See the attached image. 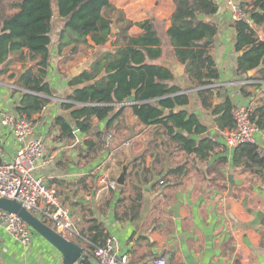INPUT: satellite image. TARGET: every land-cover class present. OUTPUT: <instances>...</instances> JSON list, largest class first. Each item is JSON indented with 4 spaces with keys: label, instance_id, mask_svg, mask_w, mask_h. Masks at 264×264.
<instances>
[{
    "label": "crops",
    "instance_id": "1",
    "mask_svg": "<svg viewBox=\"0 0 264 264\" xmlns=\"http://www.w3.org/2000/svg\"><path fill=\"white\" fill-rule=\"evenodd\" d=\"M217 0L219 11L205 19L214 23L217 34L214 38L212 56L220 69V79L216 87L224 88L235 107L247 106L255 109L264 101V81L246 80L236 74L239 53L235 51V21L229 2ZM235 1V0H234ZM112 8L104 14L113 21L116 36L108 44L114 49L118 35L127 32L131 37H139L143 31L138 24L155 19L164 33L163 54L156 61L148 63L170 69L174 75L172 85L181 87L189 94L190 104L186 110L196 114L207 127L202 138H210L221 144L207 161L176 152L168 161L161 176L155 175L149 183L142 184V209L137 219L119 220L126 206L121 200L120 188L100 194L98 177L108 175L116 180L121 171V162L133 161L146 149L150 133L162 132L154 127L139 126L137 117L128 109L124 123V143L117 148H106L97 152L92 159L82 158L94 133L107 130V122L93 119L92 129L76 132L73 141L57 140L58 130L54 120L64 115L61 103L66 101L75 88L70 80L79 76V70L90 69L100 48L80 50L70 55L65 50L58 53L59 23L54 14V32L50 46L52 60L48 69L47 82L53 97L45 96L50 102L37 117L35 133L46 141V164H41L36 175L52 187L57 188L63 204L72 213L78 231L87 227L89 219L104 225L105 231L114 240L121 254L129 256V264H152L159 257H168V264H264V218L257 223L251 212L264 209V170L262 174L244 173L234 164V151L226 145L228 130L220 131L215 123L213 110H204L197 91L190 81L186 67L178 61L174 48L166 35L171 27L176 10L174 0H110ZM56 10V8H54ZM132 25L129 27V25ZM258 36L264 41V26L256 27ZM31 63L19 61L14 55L6 75L0 74V119L5 113L16 111L23 89L18 85L20 73L32 67ZM3 69V68H2ZM1 69V70H2ZM257 70L249 72V77H258ZM15 78L10 79L9 75ZM249 83L246 84V82ZM259 84L260 86H257ZM242 88L248 93L244 95ZM223 92V90H222ZM218 99L216 103H222ZM115 131L112 134L115 140ZM256 143L264 153V130L256 132ZM128 143V145H127ZM19 148L11 133L0 127V154L8 162L12 161ZM173 147H171V150ZM125 161V162H126ZM130 164V165H131ZM147 166H152V158L147 157ZM130 167V166H129ZM179 168L177 173L170 170ZM138 170L129 168L134 173ZM233 176L234 184L229 177ZM134 179L128 176L127 182ZM132 194L130 186L126 195ZM128 204V202H127ZM179 207L178 211L173 210ZM96 264L95 260L92 259ZM0 263L2 264H63L62 255L43 237L34 233L30 245L25 246L9 235L0 224Z\"/></svg>",
    "mask_w": 264,
    "mask_h": 264
},
{
    "label": "trees",
    "instance_id": "2",
    "mask_svg": "<svg viewBox=\"0 0 264 264\" xmlns=\"http://www.w3.org/2000/svg\"><path fill=\"white\" fill-rule=\"evenodd\" d=\"M174 1L176 10L166 33L170 45L178 61L186 67L194 87L199 88L197 95L202 108L213 110L220 131L233 130L235 105L224 88H219L217 95L214 88L221 74L212 56L218 28L214 23L200 19L201 14L206 17L218 13L217 0ZM235 1L256 27L264 26V0ZM111 8L110 0H0V74L9 72L6 68L14 55L23 63L33 64L25 73H20L17 81L24 92L16 112L36 123L37 117L50 102L45 96L53 97L46 78L52 60L50 46L55 12L59 23L60 55L65 50L70 55L86 48L103 50L89 70L70 80L69 86L75 90L61 103L65 113L55 118L54 128L59 132L58 141H73L77 131L87 133L92 129L93 119L106 121L107 130L94 133L85 143L82 158L88 160L103 149V137L115 128L113 148L124 143L125 133L121 123L125 122L128 109L137 117L139 126L162 131L149 134L145 151L130 165L132 169L138 168L128 175L134 176V179L124 187L119 186L121 194H124L121 202H125L126 206L122 215L118 213L117 217L119 220H135L142 209V184L149 183L155 175L161 176L177 151L207 161L221 144L202 138L207 127L196 114L186 110L190 104L189 94L172 85V71L148 63L160 59L163 54L164 33L159 23L152 19L138 24L143 31L139 37L121 33L114 43L115 48L110 49L108 42L111 40L113 21L104 11ZM234 27L237 34L235 51L240 54L236 74L246 80L264 81V41L245 20L236 21ZM254 70L259 76L250 78L249 72ZM9 78L13 79L15 75L11 74ZM134 92L136 103L125 106ZM242 93L248 95L243 88ZM218 99H223V102L216 103ZM169 111L174 112L169 114ZM252 120L258 129L264 130V101L253 109ZM148 155L152 158L151 167L147 166ZM125 161L121 162V166ZM234 164L244 173L262 174L264 156L257 144L241 145L234 151ZM179 170L172 169L169 173ZM129 186L132 194L126 195ZM40 220L48 224L47 220ZM78 234L71 240L84 247L92 259L96 249L105 246L111 239L104 225L95 219H89L87 227L80 229Z\"/></svg>",
    "mask_w": 264,
    "mask_h": 264
},
{
    "label": "built area",
    "instance_id": "3",
    "mask_svg": "<svg viewBox=\"0 0 264 264\" xmlns=\"http://www.w3.org/2000/svg\"><path fill=\"white\" fill-rule=\"evenodd\" d=\"M229 5L235 22L245 20L250 27L255 28L239 3L232 0ZM216 87L218 85H214V88ZM252 113L251 107H235L233 111L235 128L228 130L225 135L228 148L236 149L241 145L256 143L255 136L259 129L252 120ZM0 127L7 129L19 144L12 161L8 162L4 155L0 154V199L19 202L39 219L47 220L49 226L64 237L71 239L78 236L79 231L73 222L71 210L61 201L57 188L49 186L43 178L36 175L40 165L47 163V146L42 137L36 136L35 123L15 111L5 113L1 117ZM113 142V135L107 134L104 146L110 148ZM262 155L264 156V153ZM98 184L100 194L117 191L119 188L117 181L108 175H100ZM0 224L9 235L23 245L31 244L34 232L17 215L0 210ZM94 260L96 264H129L130 258L120 253L114 240L108 239L105 246L96 249ZM152 264H168V257H159Z\"/></svg>",
    "mask_w": 264,
    "mask_h": 264
},
{
    "label": "water",
    "instance_id": "4",
    "mask_svg": "<svg viewBox=\"0 0 264 264\" xmlns=\"http://www.w3.org/2000/svg\"><path fill=\"white\" fill-rule=\"evenodd\" d=\"M200 19H205V16L201 14ZM115 36L116 31L112 29L110 37L114 38ZM207 41L209 42L210 40ZM110 43L111 41L108 42V44ZM87 69V66L82 67L79 70V74L83 73ZM135 103L136 93L134 92L133 95L126 100V103L124 105L132 106ZM161 110L165 112L164 108H161ZM173 112L174 111H169L168 113L172 114ZM179 132L181 133L182 131L180 130ZM131 162V160H127L123 164L121 171L118 177L116 178V181L120 187H124L127 183V178L129 175V166ZM229 179L231 184H234L232 175L229 177ZM178 209L179 207H176L173 211L176 212L178 211ZM0 210L13 213L20 217L31 228L34 233H37L38 235L43 237L62 255L63 264H95L84 247L80 246L71 239L59 234L51 226L44 223L34 214L30 213L19 202L8 199H0ZM251 215H255L257 223H260L264 218V209L258 212H251Z\"/></svg>",
    "mask_w": 264,
    "mask_h": 264
},
{
    "label": "rangeland",
    "instance_id": "5",
    "mask_svg": "<svg viewBox=\"0 0 264 264\" xmlns=\"http://www.w3.org/2000/svg\"><path fill=\"white\" fill-rule=\"evenodd\" d=\"M71 238V237H70ZM72 239V238H71Z\"/></svg>",
    "mask_w": 264,
    "mask_h": 264
}]
</instances>
